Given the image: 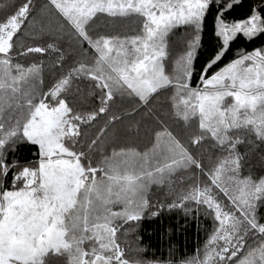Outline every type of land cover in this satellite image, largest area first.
I'll return each instance as SVG.
<instances>
[{
    "label": "snow or ice",
    "instance_id": "6c2138e0",
    "mask_svg": "<svg viewBox=\"0 0 264 264\" xmlns=\"http://www.w3.org/2000/svg\"><path fill=\"white\" fill-rule=\"evenodd\" d=\"M239 6L242 0H47L63 23H42L38 34L29 26L34 0L0 9V264H264V175H254L249 161L264 152V45L238 50L217 68L238 38L264 36V0L250 3L245 18H230ZM210 15L217 43L198 70ZM101 16L131 34L93 37ZM179 29L185 37L173 60ZM22 36L50 42L25 45ZM65 39L84 57L90 49L94 61L78 62L45 91L43 63L22 60L56 53L62 69ZM78 80L99 91L98 108L72 105ZM167 90H174V118L197 125L188 143H207L215 159L209 154L206 164L163 121L144 151L108 153L101 139L107 125L89 141L85 129L118 97L147 105ZM22 146L35 149L33 159L18 158ZM153 186L166 188L172 202L154 205ZM165 207L211 218L204 248L180 260L130 259L121 236Z\"/></svg>",
    "mask_w": 264,
    "mask_h": 264
},
{
    "label": "trees",
    "instance_id": "16d2710c",
    "mask_svg": "<svg viewBox=\"0 0 264 264\" xmlns=\"http://www.w3.org/2000/svg\"><path fill=\"white\" fill-rule=\"evenodd\" d=\"M12 0H0V9L7 11L4 8ZM18 4L22 0H15ZM254 0H242V6L236 7L230 14V18L242 19L249 14V4ZM36 5V23L29 22V26L33 29L34 33H39L41 24H47L49 21L55 24L63 23L55 14V11L50 7H45L47 0H34ZM3 12L0 11V15ZM67 30V29H66ZM116 31L121 33L128 32L130 30L125 25H119L113 28L109 25V22L101 16L95 21L90 29V34L93 37L97 35L114 34ZM185 37V31L179 29L172 37V59L175 60L181 51L182 42ZM22 42L25 45L39 44L44 46L47 42H50L48 37H42L37 39L27 38L22 36ZM217 43L212 36V17H208L207 29L204 38V51L201 54L200 61L197 64L199 70L200 65L203 64L206 59L215 50L214 46ZM71 44V47H70ZM264 45V36L255 39L252 42L246 41L243 37L238 38L231 45L230 51L226 54L221 64L217 65L222 67L230 60L235 58L238 50L251 51L254 48ZM63 51L65 60L63 62V68L56 66L58 56L56 53H48L44 56L33 54L30 57L23 58L22 62L27 64L31 63H43V89L46 91L55 80L63 73H66L71 67L75 66L78 62H84L92 64L94 61L93 54L88 45L83 46L84 49H88L87 57L81 55L80 49L71 41L65 39L60 44ZM214 68L212 71L217 70ZM168 71L171 74L172 64L168 65ZM198 80L193 78V86H196ZM79 88V91L77 89ZM174 90H167L160 93L158 96H154L150 103L147 105H140L135 101L127 98H117L111 105L109 112L106 115L101 116L95 122H93L90 128H86L85 132L89 141L95 139L101 128L107 125L106 132L102 136V143L104 144L108 153L111 152L113 147H134L140 151H144L151 147L154 141V135L156 131H161L160 121L164 122V125L170 130L173 135L181 140L190 151L198 158H203L204 162L208 163L209 154L213 159L218 152L210 149L207 143L203 144L199 148H193L188 143L191 135L196 131L197 125L194 123L191 127H185L182 121L174 118L170 109V97ZM99 91L95 90L90 83L76 81L69 96L72 98L71 103L78 111H90L99 107ZM117 108L123 110L117 111ZM112 116L117 119L108 123ZM28 150L26 146H22L17 153L18 158L22 162L33 159V152ZM241 152L245 151L242 146ZM264 152H257L249 156L251 169L254 175H264ZM100 156H97V160ZM247 174V171L244 172ZM203 179V178H202ZM150 201L155 204H164L165 206L172 202L173 197L168 196L166 188H157L153 186L150 193ZM151 211H157V208L153 207ZM213 222L211 218H206L201 212L199 218H196L195 213L185 215L182 209H173L169 211L165 207L160 214L156 217L146 214L145 218L139 222L138 228L134 233L128 236H121V244L126 248L128 257L132 258H144V259H157L166 260L169 258H175L177 260L184 259L186 257L193 256L197 249L202 250L207 242L208 236L213 230Z\"/></svg>",
    "mask_w": 264,
    "mask_h": 264
},
{
    "label": "rangeland",
    "instance_id": "374dc122",
    "mask_svg": "<svg viewBox=\"0 0 264 264\" xmlns=\"http://www.w3.org/2000/svg\"><path fill=\"white\" fill-rule=\"evenodd\" d=\"M116 110L119 111V112H120V111H121V112L123 111V110H120V108H117V107H116Z\"/></svg>",
    "mask_w": 264,
    "mask_h": 264
}]
</instances>
